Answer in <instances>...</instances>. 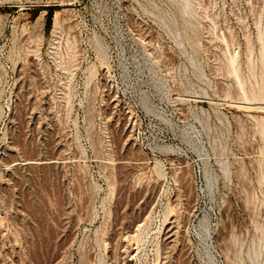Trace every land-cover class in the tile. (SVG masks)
I'll list each match as a JSON object with an SVG mask.
<instances>
[{
	"label": "rangeland",
	"instance_id": "1",
	"mask_svg": "<svg viewBox=\"0 0 264 264\" xmlns=\"http://www.w3.org/2000/svg\"><path fill=\"white\" fill-rule=\"evenodd\" d=\"M263 179L264 0H0V264H252Z\"/></svg>",
	"mask_w": 264,
	"mask_h": 264
},
{
	"label": "bare ground",
	"instance_id": "2",
	"mask_svg": "<svg viewBox=\"0 0 264 264\" xmlns=\"http://www.w3.org/2000/svg\"><path fill=\"white\" fill-rule=\"evenodd\" d=\"M179 3V2H178ZM180 4V3H179ZM182 8L185 10V12L187 11L189 4L187 1H185L184 3H181ZM233 57H236L235 55H233ZM233 60V59H232ZM259 91V90H258ZM260 93L263 92L262 90L259 91ZM256 92L253 91V95H255ZM258 93V92H257ZM252 95V91L250 93ZM252 95V96H253ZM258 95V94H257ZM263 96V94H261ZM259 96V95H258ZM247 100V99H246ZM252 105V104H251ZM251 108V107H250ZM263 178V177H262ZM264 181V179H263ZM263 183V182H262ZM170 237V236H169ZM264 240V239H263ZM264 243V241H263ZM263 245L261 244V246L257 249L254 250L253 254L251 255V262L252 264H264V250L263 248L260 249Z\"/></svg>",
	"mask_w": 264,
	"mask_h": 264
},
{
	"label": "built area",
	"instance_id": "3",
	"mask_svg": "<svg viewBox=\"0 0 264 264\" xmlns=\"http://www.w3.org/2000/svg\"><path fill=\"white\" fill-rule=\"evenodd\" d=\"M236 53H237V51H236Z\"/></svg>",
	"mask_w": 264,
	"mask_h": 264
}]
</instances>
